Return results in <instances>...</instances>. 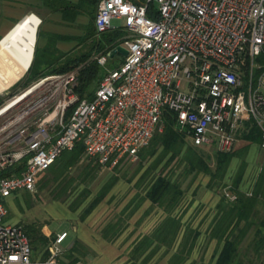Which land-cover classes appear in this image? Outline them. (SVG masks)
Instances as JSON below:
<instances>
[{
	"label": "built area",
	"instance_id": "1",
	"mask_svg": "<svg viewBox=\"0 0 264 264\" xmlns=\"http://www.w3.org/2000/svg\"><path fill=\"white\" fill-rule=\"evenodd\" d=\"M113 20L128 32L117 45L128 55L92 100L76 92L80 66L39 78L0 108V264H64L68 234L50 241L46 259H32L24 225L5 221L7 201L35 193L40 175L80 141L86 158L112 170L138 159L169 109L194 147L230 153L256 127L264 152V0H100L97 35ZM94 60L106 68L109 57Z\"/></svg>",
	"mask_w": 264,
	"mask_h": 264
},
{
	"label": "trees",
	"instance_id": "2",
	"mask_svg": "<svg viewBox=\"0 0 264 264\" xmlns=\"http://www.w3.org/2000/svg\"><path fill=\"white\" fill-rule=\"evenodd\" d=\"M54 1L59 3L60 5H57L58 8L63 10L77 11L78 9H83V5L87 6L84 13L89 17L90 22L85 35L81 38H67V40L78 42L79 47L86 44L90 47V51L84 52L75 58L64 54L54 57L49 51L44 54V57H41L36 43L31 66L24 77L12 89H15L21 83H24V88H27L39 78L54 74H65L83 66L79 73L76 92L80 98L92 100L95 90L104 77L103 67L94 60L93 56L108 54L125 40L128 32L123 26H118L100 36L97 35L95 16L100 0H80L78 4L62 0ZM152 6L149 12L151 17ZM64 16L73 18L77 14L64 13ZM57 40L66 39L64 37L51 36V42H56ZM64 57H66L65 61L58 64L59 59ZM41 58L43 60H40ZM0 105H2L1 102ZM176 120L177 114L169 109L164 111L162 117L164 128L162 132L156 133L150 144L140 150L137 159L139 161L138 168L132 178L127 180L130 184L136 180L133 187L139 190L148 178L153 176L146 188H144L143 195L140 192L137 193L125 208H131L135 202L134 208H140L145 201H150L153 208H160L165 214L164 220L152 235L144 237L134 247L130 264H137L150 248L153 249L142 260V264H146L162 248L165 249L164 256L176 249L168 264H185L188 261L196 239L200 234L198 230L191 227L187 226L184 228L182 223L183 214L179 215L177 213L178 208L182 207L186 196V189L183 188L184 181L182 182L181 179L191 176L190 185H192L200 175H203L209 177L207 189L213 191L218 187H226L224 182L231 163L235 158H240L242 161L229 190L237 196V200L230 202L222 196L218 204L220 216L210 232V236L220 242L224 241L216 264H245L243 261L245 255L241 254V247L243 240L250 231H254L253 245L255 251L260 252L264 246V220L256 222L253 218L256 208L260 204H264V167L252 184L251 195L249 196L248 193L241 190V183L247 167L246 157L248 150L251 145L260 143L261 132L256 127L249 131H244L239 138L242 144L240 148L226 154L212 150L213 153L210 155L203 150L205 148L201 149L189 145L187 133L177 127ZM248 125L249 128L251 123ZM127 160H131V158H123L113 170H117ZM176 161H178L179 166H183V171L179 174L178 179H174L173 175L165 173V170ZM160 167L163 170L158 173L157 171ZM104 168L97 160L86 158L84 143L80 141L72 151L64 152L47 171L40 175L37 188L40 186L41 189H47L50 192L51 202L68 203L71 212L75 213L80 208H84L80 216L81 221H84L95 208H98L105 201L120 179L118 176H113L89 202L88 200L92 193L87 187H84L75 199L73 192L78 189V186L88 185L92 182ZM75 170H79L77 176L73 175ZM13 173H18V171L12 170L2 175L10 176ZM76 182L78 183L74 186ZM24 227L30 239L34 256L38 259H46L49 255L46 249L51 238L43 234V225L34 223L27 224ZM121 231L123 229L120 227V222H118L106 228L103 231V236L105 239L110 234L118 236ZM179 240L180 244L178 245ZM75 247L76 242L64 254L69 260V264L78 262L73 257ZM67 253L69 254L66 255ZM61 262L66 264L64 258L61 259Z\"/></svg>",
	"mask_w": 264,
	"mask_h": 264
},
{
	"label": "crops",
	"instance_id": "3",
	"mask_svg": "<svg viewBox=\"0 0 264 264\" xmlns=\"http://www.w3.org/2000/svg\"><path fill=\"white\" fill-rule=\"evenodd\" d=\"M13 1L24 4L26 7L34 8L37 12L31 11V13H35L39 18L34 14H30L14 25V20H18L20 17L14 14L11 15V13L7 12L5 6L8 2L0 0V96L12 89L24 77L33 61L36 43L38 49L42 52L41 57H44V54L48 53V51L52 53L54 57L60 56L59 54L69 56V54L77 50L76 44H78V42L67 40V38L83 37L90 22L89 17L84 13L87 7L85 5L82 6L83 9L74 11L59 9L57 6L59 3L54 0H32L33 2L31 0ZM62 1L78 4L80 0ZM19 12H21V10ZM64 13L72 15L77 14V16H73V18L66 17ZM86 20H88V22H86ZM115 27L118 26H113V28ZM38 29H40V31H38ZM37 31L39 32L38 34L41 35L39 41H36ZM51 36L64 37L66 40L51 42ZM65 58L66 57L59 59L58 64L65 61ZM135 194L136 192L133 193V196ZM197 198H199L200 201L195 203L194 206L188 208H183L182 206L177 210L179 215L183 214L182 223L184 228L187 226L191 227L192 229L198 230L200 234L185 264H207V262L208 264H216L222 251L224 241L220 242L218 239L212 238L210 232L220 216L218 204L221 199L214 192L207 189L206 184L203 198L196 197L195 199ZM200 203L202 205L208 203V205L206 204L208 206L206 207L208 208V221L203 222V224L207 225L206 228H208L206 234L202 233L201 228H199V224L202 222L201 220L197 225L188 221L189 215L192 214ZM83 209L84 208H80L74 213L71 212L69 208H62L63 215L61 219L70 222L71 228H73V231L77 235V240L84 244H104L109 247L107 251L111 249L115 250L117 246L124 245L125 247L123 251H121V255L123 256L125 253L126 262L130 261L134 247L144 237L152 235L165 218L164 211L160 208H153L150 201H145L140 208L98 207L95 208L84 221H81L80 216ZM205 212L207 213V210ZM118 222H120V227H122L123 231H121L118 236H113V234L109 233L110 235L105 239L103 231L110 225ZM42 232L46 237L50 238L54 236V234L49 231L47 223L43 225ZM63 233L67 232L63 231L57 233L54 237ZM179 244L180 240L178 242V245ZM72 245H70L69 248H71ZM152 249L153 248L147 250L138 264H142V260ZM175 251L176 249L164 256L165 249L162 248L155 253L146 264H151L153 260L158 261L156 264H168L169 259ZM202 260L204 261L203 263Z\"/></svg>",
	"mask_w": 264,
	"mask_h": 264
},
{
	"label": "rangeland",
	"instance_id": "4",
	"mask_svg": "<svg viewBox=\"0 0 264 264\" xmlns=\"http://www.w3.org/2000/svg\"><path fill=\"white\" fill-rule=\"evenodd\" d=\"M8 2L6 3L5 9L7 12L11 13V15L19 16L20 18L18 20H14V25H16L18 22H20L24 17L30 14L31 11L37 12L34 8L26 7L24 4L14 2L13 0H5ZM28 1V0H25ZM32 1V0H31ZM33 2V1H32ZM21 10V12H19ZM25 10V12H24ZM37 16V15H36ZM38 17V16H37ZM39 18V17H38ZM41 19V18H40ZM88 22V20H86ZM112 26H123V21H116L113 20ZM40 31V29H38ZM37 31V40L39 41V35ZM44 34V33H43ZM75 44V43H72ZM77 50H75L74 53L69 54V57L75 58L76 56L84 53L89 52L90 47L86 44L79 47L78 44H76ZM42 52L39 51V55H41ZM95 57V55L93 56ZM40 60H43L42 58ZM42 64V63H41ZM122 64V58H117L116 56L114 58H109V62L106 66V68H103V75H105L108 71L119 69ZM42 66V65H41ZM44 67V66H42ZM74 71V70H73ZM72 72V71H70ZM68 72V73H70ZM24 83H21L18 87L15 89H10L4 94L0 96V102L2 105H0V108L3 107L6 103L9 102V100L12 99V97L19 93L22 89H24L23 86ZM189 145H191V142L188 140ZM192 146V145H191ZM242 146L241 141L239 140L236 150ZM204 151H206L208 154L212 155V150L204 147ZM202 149V148H201ZM90 161V160H89ZM241 159L235 158L231 166L229 168L226 180H225V186L226 187H218L212 192H214L216 195L222 198L224 195V191L228 190V188L232 185L233 178L235 177L240 165H241ZM138 160L132 161L127 160L122 163V165L117 170H111L108 168H104L97 176L96 178L90 182L88 185H80L78 186V189L73 192L74 199L76 198L79 193L82 192L84 187H87L90 192L92 193L90 199L91 201L93 197L96 196L98 191L113 177L118 176L120 179L118 183L113 187L111 190V193L109 196L105 199V201L99 206L100 208H125L129 202L135 197L137 193H142L144 191V188L148 185L149 181L153 176L148 178L146 183H144L139 190L134 189L133 185L135 184V181L130 184L127 182L130 178H132L133 174L138 168ZM247 167L245 170L244 178L241 183V190L245 193H250L252 184L254 183V180L260 173L261 169L264 167V152L258 147L257 144H253L250 146L248 150V154L246 157ZM163 170L162 167L157 171L158 173ZM183 171V166L178 165V161L172 163L166 170L165 173H169L171 176L173 175L174 179H178L179 174H181ZM79 174V170L73 171V175L77 176ZM183 183V188L186 189V196L183 201V208L185 207H192L200 201L199 198L195 199L196 197H202L204 196L205 192V184L209 183V177H205L203 175H200L194 184H191L192 177H188L186 179H181ZM76 182L74 186L77 184ZM190 185V186H189ZM73 186V187H74ZM230 191V190H228ZM136 194L133 196V193ZM143 194V193H142ZM133 196V197H131ZM50 192L47 189H41L40 186L37 188L35 193H29L26 191H22L17 193L16 195L12 196L7 201V208L9 215L5 219V221H9L12 223L20 222L24 226L27 224H37V225H44L47 223L49 231H51L52 234L61 233L63 231H66L68 233V239L59 246L60 249L64 250L65 253L69 249V246L76 242V247L73 252V257H75L78 262L76 264H130L129 262L125 261V253L122 256L121 251L124 249L123 246H117V248L111 249L107 251L109 248L108 246H105L104 244H84L77 240V235L73 231V228H71L70 222L67 220L61 219L63 215L62 208H69L68 203L62 204L58 202H51L50 201ZM70 204V203H69ZM136 202L133 203L131 208H134ZM208 203L205 204H199L197 208L192 212V214L189 215L188 221L191 223H194V225L199 224L200 220L202 221L199 224V228H201L202 233L206 234V224H203L204 221H208ZM207 210V213L205 212ZM253 218L256 222H259L260 220H264V204H260L258 208H256V213L254 214ZM46 222H45V221ZM254 231H250V233L246 236V238L242 242L241 247V254L244 256V263L245 264H264V246L262 247L260 252H256L254 249ZM50 237L51 240L55 237ZM50 240V241H51ZM67 253L66 255H68ZM129 256V255H128ZM65 259L66 264H69V260L67 257L63 255ZM116 258V259H115ZM32 259H36V257L32 256ZM67 259V260H66ZM154 261V262H153ZM151 264H156V260H153ZM208 261V260H207ZM204 261L202 260V263ZM140 262H137V264ZM204 264V263H203ZM208 264V262H207Z\"/></svg>",
	"mask_w": 264,
	"mask_h": 264
},
{
	"label": "water",
	"instance_id": "5",
	"mask_svg": "<svg viewBox=\"0 0 264 264\" xmlns=\"http://www.w3.org/2000/svg\"><path fill=\"white\" fill-rule=\"evenodd\" d=\"M36 47V44H35ZM35 47H34V52H35ZM117 54L121 55L122 57H126L128 55L127 50L122 47V46H117L116 48L112 49L109 53H108V57L109 58H114Z\"/></svg>",
	"mask_w": 264,
	"mask_h": 264
}]
</instances>
